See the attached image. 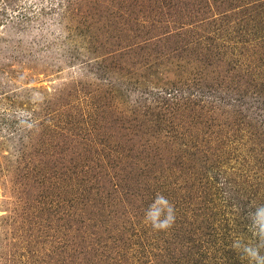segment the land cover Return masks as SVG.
<instances>
[{
	"label": "rangeland",
	"instance_id": "374dc122",
	"mask_svg": "<svg viewBox=\"0 0 264 264\" xmlns=\"http://www.w3.org/2000/svg\"><path fill=\"white\" fill-rule=\"evenodd\" d=\"M0 264H264V0H0Z\"/></svg>",
	"mask_w": 264,
	"mask_h": 264
}]
</instances>
